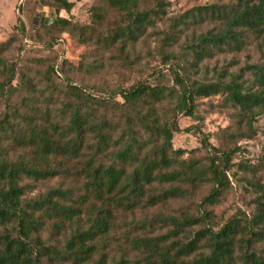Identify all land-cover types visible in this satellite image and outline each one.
<instances>
[{
	"label": "trees",
	"instance_id": "1",
	"mask_svg": "<svg viewBox=\"0 0 264 264\" xmlns=\"http://www.w3.org/2000/svg\"><path fill=\"white\" fill-rule=\"evenodd\" d=\"M35 3L55 11L50 18L39 16L44 27L58 34L79 31L83 44L93 42L102 53H116L128 69L140 57L138 47L149 49V42H155V53L166 58L161 65L172 71V79L165 82L154 69V81L141 79L99 100L67 85L68 96L59 106L46 108L30 98L31 114L18 112L0 120V264H107L98 244L113 230L114 208L133 211L143 203L192 201L206 185L212 188L204 202L218 205L230 183L227 173L235 152L221 151L205 138L202 147L210 155L205 163L193 157V150L175 149L174 139L182 132L180 117H192L198 99L219 95L235 110L238 125L251 133L248 138L257 135L255 123L264 115V63L248 67L252 84L227 72L213 81L195 79L192 70L217 55L242 53L251 42L264 44V0L197 7L175 18L169 17L168 0H96L85 27L67 16L75 2ZM207 25L213 28L201 31ZM18 28L23 34L28 30L22 21ZM8 46L0 44L6 79L0 82V93L16 79L4 54ZM50 71L63 72L58 66ZM22 81L30 90L27 74ZM53 98L46 96L45 101L54 105ZM9 140L26 150L16 160L9 158ZM78 159H83L82 167L74 174L68 164ZM70 174L82 181L79 197L72 188L58 187L25 198L33 190L22 186L25 178L42 182ZM255 186L264 196V186ZM154 188L160 189L158 194L151 193ZM91 198L100 206L91 204ZM169 220L172 233L137 241L145 254L143 264H264V254L255 249L257 242L264 244L263 214L253 226L231 219L216 228L213 212L207 211H185ZM205 223L211 224L195 228ZM173 237L181 238L170 244Z\"/></svg>",
	"mask_w": 264,
	"mask_h": 264
},
{
	"label": "rangeland",
	"instance_id": "2",
	"mask_svg": "<svg viewBox=\"0 0 264 264\" xmlns=\"http://www.w3.org/2000/svg\"><path fill=\"white\" fill-rule=\"evenodd\" d=\"M70 1L75 2V7L67 16L80 27L89 26L90 10L96 0ZM168 1L171 4L168 12L170 18L182 16L197 7L226 6L232 3V0ZM39 16L50 18L55 16V11L52 8L39 9L35 0H0V44L9 43V50L4 54L16 71V79L12 85L7 83L5 93H0V120L10 119L18 112L31 114L30 98L39 100L46 108L59 106L68 96L67 85L75 86L85 91L87 96L99 100L104 94L110 99V95L106 93L119 92L141 79L154 81L157 77L155 73L158 71L163 73L165 82L169 83L172 79V71H167L168 69L161 65L166 58L162 59L161 55L155 53L157 46L155 42L152 46H150L151 41L149 42L150 50L140 45L137 49V55L140 57L135 60L134 67L128 69L117 59L116 53H102L93 42L83 44V37L79 31L55 33L40 23ZM19 21L24 22L28 29L25 34L18 28ZM211 28L213 25H207L201 31ZM57 41L59 44H56ZM140 58L145 65L140 64ZM262 63H264V44L262 40H258L251 42L242 53L217 55L204 61L200 70H192V77L213 81L220 72H227L239 75L247 84H252L254 77L248 67ZM89 65L94 67L91 69ZM100 65L101 67L98 68ZM54 66L62 69L61 76L50 71ZM171 66L169 64L167 67ZM1 70L0 82H5ZM26 74L31 80L30 90L22 84L23 76ZM50 95L54 96V105H49L45 101V97ZM120 101L122 99L118 95L116 102ZM255 127L257 135L248 138L251 133L243 125H238L235 110L226 102L225 96L198 99L195 114L192 117H180L182 132L175 136L174 147L193 150V157L205 163L210 159V155L202 147V140L205 138L221 151L235 152L230 164L232 170L227 173L230 183L224 188L221 201L216 206L204 202V198L209 195L212 188L206 185L192 201L171 199L155 206L143 203L133 211L114 208L113 230L98 244V254L106 256L107 264H143L145 254L137 248V241L166 236L173 231L170 217H177L185 211L213 212L212 222L216 223V228L225 225L231 219L240 220L242 225H255L258 216L264 215V196L255 186L257 183L264 186V115L259 117ZM5 145L9 147L11 160H16L26 152L12 140L7 141ZM189 156L186 155L185 158ZM82 160L78 159L68 164L74 174H78L81 169ZM21 184L31 186L33 189H28L26 199L36 198L58 187L72 188L76 197L82 194V181L72 174L42 182L25 178ZM159 190L154 188L151 193L158 194ZM90 203L100 206V202L94 198H91ZM208 224L211 223L195 228L200 229ZM248 236L246 233L245 238ZM48 237L49 234L45 229L44 239ZM180 238L173 237L169 242L171 244ZM255 249L264 254V244L257 242ZM98 258L99 255H96L93 261Z\"/></svg>",
	"mask_w": 264,
	"mask_h": 264
}]
</instances>
